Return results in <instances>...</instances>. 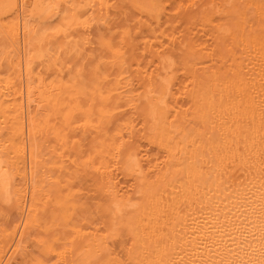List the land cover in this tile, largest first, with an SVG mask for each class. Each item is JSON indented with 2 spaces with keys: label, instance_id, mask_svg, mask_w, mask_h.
<instances>
[{
  "label": "bare ground",
  "instance_id": "6f19581e",
  "mask_svg": "<svg viewBox=\"0 0 264 264\" xmlns=\"http://www.w3.org/2000/svg\"><path fill=\"white\" fill-rule=\"evenodd\" d=\"M0 264H264V0H0Z\"/></svg>",
  "mask_w": 264,
  "mask_h": 264
}]
</instances>
